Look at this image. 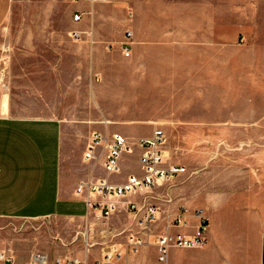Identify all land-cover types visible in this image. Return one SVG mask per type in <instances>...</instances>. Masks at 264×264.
Masks as SVG:
<instances>
[{
  "label": "rangeland",
  "instance_id": "obj_1",
  "mask_svg": "<svg viewBox=\"0 0 264 264\" xmlns=\"http://www.w3.org/2000/svg\"><path fill=\"white\" fill-rule=\"evenodd\" d=\"M82 1L109 4L110 43L120 33L127 42L126 31L134 34L137 28V66L129 64L132 53L128 49L125 57L123 45L121 51L105 45V57L121 58L126 69L108 77L95 71L100 78L89 87L81 71L89 68L90 44L70 37L77 2L13 0L0 26V113L8 102L12 115L86 119L91 130L137 129L146 137L162 129L166 155L186 173L132 198L157 204L158 229L180 207L188 210L184 216L201 209L208 217L206 245L171 249L166 264H262L264 0ZM146 56L151 66L140 64L139 57ZM95 60L102 62V54ZM107 62L109 72L115 61ZM71 105L83 106L86 114L67 111ZM134 155L125 169L137 170ZM142 217L144 212L136 219L123 210L107 220L91 215L88 222L4 219L0 248L16 264H28L37 254L52 264L83 258L85 241L93 243L94 258L102 247L116 244L121 263L153 264L155 224L139 226ZM108 224L119 234L110 243L102 235ZM129 234L141 240L137 254L127 246Z\"/></svg>",
  "mask_w": 264,
  "mask_h": 264
},
{
  "label": "crops",
  "instance_id": "obj_2",
  "mask_svg": "<svg viewBox=\"0 0 264 264\" xmlns=\"http://www.w3.org/2000/svg\"><path fill=\"white\" fill-rule=\"evenodd\" d=\"M74 9L76 13L81 14V19L78 22L73 21L74 28L70 31V37L72 32H77L80 35L77 40L72 38L74 42L80 41L90 44L86 52L89 59V68L87 72L81 71V76L89 80V87H91L93 84L91 82L94 79H99L100 74L108 77L113 73H118V70L126 69L127 64L123 63L121 58L105 57L103 52L105 50L103 46L105 45L107 51H121L120 46H124L126 42H124V37L120 33L118 39L110 43L109 4L99 1L95 4H88L87 1H79L74 5ZM12 10L13 0H0V26L11 15ZM88 18L91 20V24H88ZM133 39L134 41L128 45V49L132 53L129 64L137 66V40L140 39L137 37V28H135L132 35ZM109 44H112L111 48ZM99 53L102 54L103 60L97 63L95 58ZM139 58L140 64L145 63L151 66L152 59L150 57ZM107 61H115L111 63L109 72H107L106 67L108 65ZM95 71L100 72V74L94 73ZM75 76L77 79L79 76L78 71ZM10 107L7 102L6 112L0 113V220L62 218L88 222L92 214L87 210L85 203L75 197L74 189L79 182L104 176L102 168L97 166V159H86V163L82 159L81 152L86 148L89 134L93 131H107L122 134L127 139H135L137 137L141 138L139 137L141 136L140 132L137 129L109 128L108 126L91 130V127L88 126L90 122L86 119L76 121L62 119L60 116H16L9 113ZM82 107L71 105L67 111H82L86 114L87 110ZM0 108L2 110V104H0ZM133 133H136L137 137H131ZM137 150L141 154L140 148L130 146L128 152L122 156L120 175L111 176V180L122 183L129 175H140L138 166L140 154L137 158ZM132 151L135 152L133 160L137 166L136 171L127 170L124 167L125 160L131 155ZM134 196H137V193L129 196L127 201L138 203L139 200L132 198ZM146 202L157 206V204L150 201ZM123 210L125 208L121 206L118 212ZM184 219L187 226L171 227L169 230L171 234H193L197 219L194 215H186ZM157 222L154 221L149 225V228H152L155 224V240L164 233L165 229V225L160 228L161 230L158 229ZM115 232L116 229L108 224L107 229L102 231L106 242L110 243V240L116 239L118 235ZM124 232L123 230L122 233ZM87 234L88 230L86 229L85 235ZM88 244L91 243L88 242ZM114 246L117 245L114 244ZM100 255L94 258L93 253L91 254L89 250L86 264H92ZM84 256L85 250L83 251V258L80 260L84 259ZM121 259L122 257L119 259L120 263L122 262Z\"/></svg>",
  "mask_w": 264,
  "mask_h": 264
},
{
  "label": "built area",
  "instance_id": "obj_3",
  "mask_svg": "<svg viewBox=\"0 0 264 264\" xmlns=\"http://www.w3.org/2000/svg\"><path fill=\"white\" fill-rule=\"evenodd\" d=\"M78 2L82 0H71ZM81 19L80 13L73 15V21L78 22ZM79 33L72 32L71 37L74 40L79 38ZM132 32L126 31L125 38L127 42L123 46V54L129 56L128 45L132 39ZM137 146L141 149L138 159L140 175H129L122 183H116L110 179L111 176L120 175V162L124 153L128 152L130 146ZM166 137L160 128H155L153 132L146 137L127 139L119 133H109L107 131H93L89 134L88 143L82 155L83 161L86 159H97V166L102 168L103 177L85 182H79L74 195L81 199L88 211L92 215L99 216L107 220L113 214L118 212L121 206L125 210L133 213L134 218L144 212V218L138 221L139 226H147L155 221L158 214V207L149 204L145 200L141 204L129 202L127 198L137 192L146 193L152 190L158 184H166L186 173L185 167L173 163L165 152ZM95 168V167H94ZM188 210L180 207V213L170 223L165 225L164 233L155 240L156 261L153 264H166L168 253L171 249H196L202 248L207 243L208 217L201 209L194 212L197 224L192 235L181 233H170L171 227H186L187 222L184 215ZM119 235V234H117ZM127 246L130 251L137 254L141 245V240L135 235H127ZM93 245L85 241L84 259H56L52 264H86L88 251ZM101 255L93 261L92 264H122L119 262L121 254L114 245H106L101 248ZM47 258L42 255H33L28 264H47ZM0 264H16L13 255L0 248Z\"/></svg>",
  "mask_w": 264,
  "mask_h": 264
},
{
  "label": "water",
  "instance_id": "obj_4",
  "mask_svg": "<svg viewBox=\"0 0 264 264\" xmlns=\"http://www.w3.org/2000/svg\"><path fill=\"white\" fill-rule=\"evenodd\" d=\"M262 264H264V240H263V256H262Z\"/></svg>",
  "mask_w": 264,
  "mask_h": 264
}]
</instances>
